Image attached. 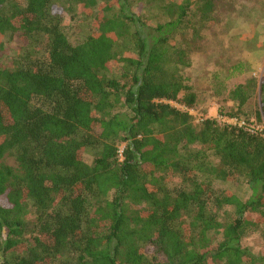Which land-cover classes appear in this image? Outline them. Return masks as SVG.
Wrapping results in <instances>:
<instances>
[{"label":"trees","instance_id":"16d2710c","mask_svg":"<svg viewBox=\"0 0 264 264\" xmlns=\"http://www.w3.org/2000/svg\"><path fill=\"white\" fill-rule=\"evenodd\" d=\"M100 1L0 0V54L10 34L41 46L0 66V264H264L242 246L264 230V136L190 113L184 42L216 23V0H160L151 30L130 0ZM56 3L99 7L83 43ZM127 39L134 57L118 53ZM259 91L263 121L253 77L221 114L249 117ZM241 179L246 201L217 187Z\"/></svg>","mask_w":264,"mask_h":264},{"label":"rangeland","instance_id":"374dc122","mask_svg":"<svg viewBox=\"0 0 264 264\" xmlns=\"http://www.w3.org/2000/svg\"><path fill=\"white\" fill-rule=\"evenodd\" d=\"M162 5L160 0L129 2L133 13L143 20L148 30L166 21ZM54 8L63 14L62 25L71 43H83L93 33L94 15L99 7L86 10L74 3H56ZM4 44V51L0 54L2 68L14 70L28 59L40 57L41 46L34 42L28 44L18 34L8 35ZM184 46L190 54V66L183 73L197 96L192 116L199 126L201 123L198 122L203 119H214L222 112L230 113L236 109L237 106L228 100V92L236 84L252 77L259 84L264 82V0H216V23L207 28L200 39L185 41ZM118 53L124 58L136 56L130 39L120 42ZM236 67L239 69L234 70ZM262 99L259 91L244 109L250 116L241 117L264 125V118L258 122L255 116ZM97 156L98 151L92 150L86 158L91 163ZM6 163L15 165L10 157L6 158ZM178 184L172 182L170 187ZM217 187L231 191L244 201L252 194L249 185L242 179L217 183ZM242 246L256 257H264L263 228L245 238ZM146 254L153 256L152 248H146Z\"/></svg>","mask_w":264,"mask_h":264},{"label":"built area","instance_id":"2783aa9c","mask_svg":"<svg viewBox=\"0 0 264 264\" xmlns=\"http://www.w3.org/2000/svg\"><path fill=\"white\" fill-rule=\"evenodd\" d=\"M177 106L178 105H176L175 107H177ZM180 109L186 110V108H183V107H180ZM192 112H193V110H191V112H190L191 115H192ZM207 119H212V118H207ZM207 119H203L198 123H202ZM213 120H215L219 124H225V125L237 127V128H239V129H241V130H243L249 134L264 136V125H261L254 120H247V119H244L242 117H238V118L229 117L227 115H222V114L215 117Z\"/></svg>","mask_w":264,"mask_h":264},{"label":"crops","instance_id":"0c3cea01","mask_svg":"<svg viewBox=\"0 0 264 264\" xmlns=\"http://www.w3.org/2000/svg\"><path fill=\"white\" fill-rule=\"evenodd\" d=\"M213 115H214V113H213Z\"/></svg>","mask_w":264,"mask_h":264}]
</instances>
